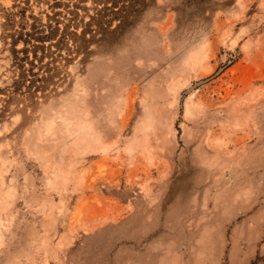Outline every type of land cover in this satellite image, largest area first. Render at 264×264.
I'll list each match as a JSON object with an SVG mask.
<instances>
[{
    "label": "rangeland",
    "instance_id": "obj_1",
    "mask_svg": "<svg viewBox=\"0 0 264 264\" xmlns=\"http://www.w3.org/2000/svg\"><path fill=\"white\" fill-rule=\"evenodd\" d=\"M56 1L0 0V264H264V0Z\"/></svg>",
    "mask_w": 264,
    "mask_h": 264
},
{
    "label": "trees",
    "instance_id": "obj_2",
    "mask_svg": "<svg viewBox=\"0 0 264 264\" xmlns=\"http://www.w3.org/2000/svg\"><path fill=\"white\" fill-rule=\"evenodd\" d=\"M127 4L120 7L122 16H129V15H137L140 14L143 8L146 7L147 3L151 0H127ZM56 2H59L58 0ZM117 6V5H115ZM115 9L118 11H115L116 13H119L120 10ZM55 16L48 14V21L39 20V18L36 15H31L33 21L30 22L27 18V15L25 14L23 17V26L21 27V30L16 29L15 33L12 34L14 41L18 40H24L25 46L23 48L17 49L15 47V61L17 64H21V61L31 62L33 61V64L36 63V60L43 61L40 59L38 54V49H40L39 42H45L46 40L50 39H57L56 45L61 46L66 42V38L69 36H72L75 34L76 36H79L77 31H67L61 27L62 19L60 18V13H54ZM15 13H12V17L9 18L10 21L15 20ZM25 21V22H24ZM84 33V32H83ZM17 36V37H15ZM55 36H60L59 39ZM34 41V42H33ZM35 41H38L35 43ZM17 45V43H15ZM32 46V47H30ZM45 44H43V48H46ZM71 46L69 45V48ZM30 48H34V60L30 57ZM52 52V50H51ZM20 53H23L21 55ZM45 53V51H44ZM62 56V54H61ZM25 62V63H26Z\"/></svg>",
    "mask_w": 264,
    "mask_h": 264
}]
</instances>
